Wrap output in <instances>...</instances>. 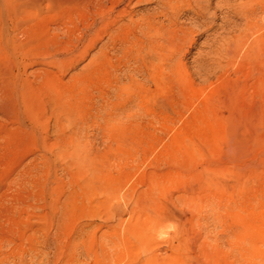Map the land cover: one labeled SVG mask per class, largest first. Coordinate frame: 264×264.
<instances>
[{"label":"rangeland","instance_id":"1","mask_svg":"<svg viewBox=\"0 0 264 264\" xmlns=\"http://www.w3.org/2000/svg\"><path fill=\"white\" fill-rule=\"evenodd\" d=\"M226 1L210 28L180 12L182 67L121 114V34L46 0L16 28L0 0V264H264V8L256 32ZM47 88L78 111L59 148Z\"/></svg>","mask_w":264,"mask_h":264},{"label":"bare ground","instance_id":"2","mask_svg":"<svg viewBox=\"0 0 264 264\" xmlns=\"http://www.w3.org/2000/svg\"><path fill=\"white\" fill-rule=\"evenodd\" d=\"M40 1L42 0H12L14 4L13 5L14 7L12 8L14 10V15L10 16V18L8 17L9 23L13 24L14 27L16 28L21 27L26 22V20H28L32 9L36 8L37 10V7H39L38 3ZM46 1L54 3V5L57 7L85 5L88 10H91V12L87 10L91 16H95V14L98 13V15L96 17H93L91 23L86 27L87 30L90 29L92 31H96L97 26H99L100 24L101 25L105 24L107 25L108 31L111 35V40L116 38L115 34L117 33L122 35L121 39H119V42L121 45H123V48L116 53H118L119 57L124 61L123 64L126 67L125 69L127 73H126V83L124 84V86L118 89V91L120 92L125 86H128L127 88L128 89L131 88L132 90L123 93L124 103L122 104L121 107V114L122 112H126V111H127L126 113L130 112V108L132 106H136V107L137 105L139 107L143 106L144 99L147 97L146 90L148 87L146 86V83L151 82V84H155L154 82H156L157 84L161 82L162 78L160 77L159 72L165 73L166 71H168L170 73V76L165 78L168 79L171 78L172 75H175L182 67L181 60L179 59L180 57L179 54L184 44L185 43L187 44V42L185 41L187 40L189 34H192V30L187 25H182L181 23H179L180 12L182 11L184 13H189L192 16L191 20L198 22L199 25L210 28L211 22L215 18V11L216 10L220 11L222 9H225L226 6H230L229 3L231 2L226 0H112V2L116 6L112 9V11H110L111 20H107L106 18L108 16L105 13V11H103L104 9H102L103 8L102 2H104L105 4L107 3V1L105 2L104 0H46ZM150 1L153 2L158 8L157 12L148 13V14H139V15L135 13V9L138 6H140L142 3H148ZM244 1L245 0H232V2H234L235 4L233 6L231 5V9L232 11L235 12V14L240 16L243 15L246 18V21L244 20L246 29L251 31L256 30V32H258L260 31L259 29L260 25L255 19H251L252 13L254 12L255 7L257 8V5H259L260 9L264 8V3H260L259 2L260 0H254L255 4H251L250 8H248L243 5ZM211 10L212 13H210ZM7 26L5 24L4 32H2L3 35L1 33V36L3 37L2 39H4L5 37L4 41H6L7 39L6 38L8 36L7 33H10L9 32L10 29H8ZM22 31H20V33H24V31L23 32ZM13 36L14 34H12V37ZM17 38L19 39V37ZM23 39L25 40V38ZM31 49L33 51L32 46ZM31 49L29 48V50ZM25 50L26 48L24 49V51ZM26 52L29 53L28 50ZM99 53L101 54L102 51H99ZM177 53H179L178 54L179 57H177ZM217 55H219V52ZM60 81L59 83L62 84ZM47 82L49 83L51 82V80ZM51 83L53 84V82ZM53 86H55V84H53ZM45 87H43L44 90L46 89ZM60 87L64 88L65 90V85L64 87L62 85ZM14 91H17V89H15ZM47 92L49 94L51 93L49 90ZM49 94L47 95V97L49 96ZM19 96L22 97L21 95ZM50 97H52V99L51 98H50L51 100L48 99L49 103L47 104V108L49 109L50 114L53 118V132L57 138L55 144L56 147L59 148L61 146V141L64 139V134L67 126L72 125L70 127V130L72 131L76 130L73 127L76 124L75 123L76 120L73 119V117L77 115L76 112L78 111H76L77 107L75 106V104L67 100V94H63L60 91H55V94L51 93ZM47 108L46 109L42 108L41 110L42 112L40 111L42 115H44ZM151 115L153 116V114ZM79 153H81V150L77 148V153L75 152V155L77 156ZM79 157L81 158L80 154Z\"/></svg>","mask_w":264,"mask_h":264}]
</instances>
